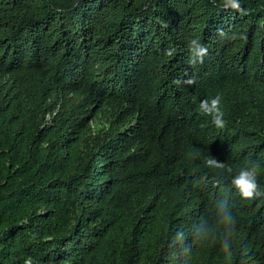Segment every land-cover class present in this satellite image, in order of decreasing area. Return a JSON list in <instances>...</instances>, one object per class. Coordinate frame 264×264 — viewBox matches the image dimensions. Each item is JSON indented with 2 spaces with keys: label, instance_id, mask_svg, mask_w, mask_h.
<instances>
[{
  "label": "trees",
  "instance_id": "obj_1",
  "mask_svg": "<svg viewBox=\"0 0 264 264\" xmlns=\"http://www.w3.org/2000/svg\"><path fill=\"white\" fill-rule=\"evenodd\" d=\"M229 3L0 0V264H264V0Z\"/></svg>",
  "mask_w": 264,
  "mask_h": 264
},
{
  "label": "clouds",
  "instance_id": "obj_2",
  "mask_svg": "<svg viewBox=\"0 0 264 264\" xmlns=\"http://www.w3.org/2000/svg\"><path fill=\"white\" fill-rule=\"evenodd\" d=\"M228 6L232 8L240 7L238 0H230ZM189 48L193 52L192 63L198 61L202 63L207 49L195 39L189 42ZM187 83L191 84L193 81L189 80ZM221 100L222 98L219 95L213 97L211 100H201L198 108L200 114L211 117V124L216 128H223L225 126L224 113L221 110ZM206 163L210 168H219L222 165L215 158L208 159ZM262 171H264V163L257 160H249L232 177L231 185L242 199L252 200L254 198L264 197V190H261V186L258 184V178ZM214 204L217 209L219 222L223 226L225 233V239L222 241L220 247L225 256L231 257L235 220L230 203L226 196L225 198L217 199ZM197 235L202 238L207 235V229L203 226L199 227L197 229ZM25 264H33L32 259H27Z\"/></svg>",
  "mask_w": 264,
  "mask_h": 264
}]
</instances>
